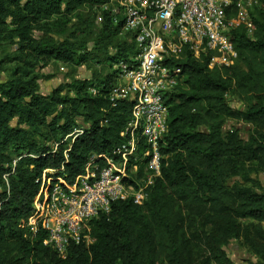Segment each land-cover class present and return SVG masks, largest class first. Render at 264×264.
I'll return each instance as SVG.
<instances>
[{"label":"trees","instance_id":"16d2710c","mask_svg":"<svg viewBox=\"0 0 264 264\" xmlns=\"http://www.w3.org/2000/svg\"><path fill=\"white\" fill-rule=\"evenodd\" d=\"M108 3L118 0H0V43L16 46L7 55L11 73L0 76V264H231L225 246L237 239L255 256L249 264H264V183L247 184L254 183L249 164L264 172L260 7L252 11V36L244 26L231 32L237 57L229 66L210 68L212 52L194 58L186 50L173 62L184 79L167 97L161 176L142 204L112 202L108 213L90 220L91 242L69 246L64 258L43 243L45 231L30 237L20 226L45 170L72 181L90 153H108L119 143L129 119L130 102L113 107L107 93L116 83L114 66L136 52L132 35L119 34L106 11L96 32L83 30L94 21L86 5ZM49 60H98L108 71L42 95L36 69ZM228 95L247 104L232 108ZM227 120L247 123L252 132L243 139Z\"/></svg>","mask_w":264,"mask_h":264},{"label":"built area","instance_id":"2783aa9c","mask_svg":"<svg viewBox=\"0 0 264 264\" xmlns=\"http://www.w3.org/2000/svg\"><path fill=\"white\" fill-rule=\"evenodd\" d=\"M255 7L264 11V0H118L101 7L119 34L132 35L135 46L131 62L114 66L116 83L107 93L113 107L130 102L129 119L119 143L108 153H90L72 181L54 169L42 173L32 213L20 222L30 237L45 231L43 243L64 258L69 246L91 242L90 220L108 213L112 202L146 200L148 188L161 176L166 100L184 79L173 62L186 50L194 58L212 52L210 68L229 66L237 57L231 32L244 26L253 35ZM89 92L96 95L98 89L92 86Z\"/></svg>","mask_w":264,"mask_h":264},{"label":"rangeland","instance_id":"374dc122","mask_svg":"<svg viewBox=\"0 0 264 264\" xmlns=\"http://www.w3.org/2000/svg\"><path fill=\"white\" fill-rule=\"evenodd\" d=\"M84 9V14L93 16V26L85 27V34H88L90 30L96 32L95 24L97 25L102 19L103 9L98 5H86ZM34 35H38V31L33 32ZM82 35L81 26L77 29L75 36L80 37ZM93 36H90V39ZM16 46L12 44L10 40H3L0 43V76L4 78L6 75L11 73V69L14 65L13 62L7 61V55H14L16 53ZM40 76L38 80V92L42 95H49L52 91L57 89L60 85H67L71 82V79H90L95 72L105 73L108 71L104 65L97 60L91 61L87 60L82 62L80 65H73L72 63H66L61 60H49L46 65H39L36 69ZM65 91V90H64ZM67 91V89H66ZM228 104L234 108L239 107L241 109L247 104L246 101L239 100L233 95L227 96ZM238 127L240 129V136L243 139H247L249 134L252 132V127L242 121L227 120L226 127ZM250 178L253 182H248L249 185H255L259 182L264 183V172L259 169V166L255 162L254 164H249ZM259 169V170H255ZM243 184L245 182L242 180ZM245 222L247 220H244ZM225 252L231 264H249V262L255 261V256L248 250L247 246L242 242V240H232L227 246H225Z\"/></svg>","mask_w":264,"mask_h":264}]
</instances>
